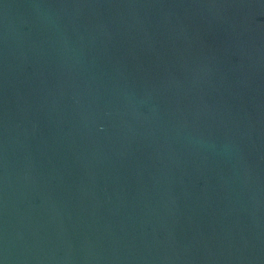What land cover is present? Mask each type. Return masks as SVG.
<instances>
[{"label":"water","instance_id":"1","mask_svg":"<svg viewBox=\"0 0 264 264\" xmlns=\"http://www.w3.org/2000/svg\"><path fill=\"white\" fill-rule=\"evenodd\" d=\"M0 264H264V0H0Z\"/></svg>","mask_w":264,"mask_h":264}]
</instances>
